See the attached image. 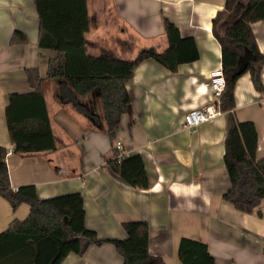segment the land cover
<instances>
[{"label": "crops", "instance_id": "obj_1", "mask_svg": "<svg viewBox=\"0 0 264 264\" xmlns=\"http://www.w3.org/2000/svg\"><path fill=\"white\" fill-rule=\"evenodd\" d=\"M225 0H86L89 28L85 51L93 56L133 59L141 50L163 51L168 43L163 16L182 36H191L198 58L175 71L152 58L140 61L125 82L130 97L126 113L112 132L106 131L99 92L80 99L81 111L62 102L58 80L43 79L55 149L20 155L13 151L5 107L11 92H28L26 70L44 78L51 50L37 43L38 17L33 0H0V145L13 189L31 184L40 198L78 192L83 197L85 225L101 239L125 238L123 223L148 225V253L165 264H183L178 257L182 237L205 243L216 264H264V199L252 212L236 209L222 195L230 185L223 161L228 113L220 111L195 131L183 126L190 109L216 101L209 82L221 68V47L212 33V19ZM258 49L264 53V20L251 23ZM15 30L25 43H10ZM264 85V64L261 69ZM233 116L250 121L257 132L256 158L264 156V94L249 72L233 89ZM126 154L141 156L149 180L134 187L109 166L115 141ZM29 205L12 209L0 195V232L14 218L24 219ZM114 245H90L84 254L68 253L62 264H122Z\"/></svg>", "mask_w": 264, "mask_h": 264}, {"label": "trees", "instance_id": "obj_2", "mask_svg": "<svg viewBox=\"0 0 264 264\" xmlns=\"http://www.w3.org/2000/svg\"><path fill=\"white\" fill-rule=\"evenodd\" d=\"M38 17L37 43L51 50L44 78L37 68L26 70L32 88L11 92L5 117L13 151L30 155L55 149V138L41 88L43 79L58 80L62 102L77 109L80 99L93 90L99 92L106 131L112 132L128 110L130 97L125 82L135 66L152 58L170 71L179 64L198 58L191 36H182L174 22L163 16L167 47L161 52L143 49L133 59L93 56L85 51L84 34L89 28L86 0H33ZM264 20V0H225L212 19V33L221 47L224 90L218 97L220 111L228 113L223 161L230 182L223 199L236 209L250 213L264 199V156L256 158L257 132L250 121H239L233 114V89L237 78L249 72L254 88L264 94L261 69L264 53L256 44L251 23ZM26 35L15 30L10 43H25ZM6 147L0 145V195L14 210L23 202L29 212L24 219L14 218L0 232V264H62L68 253L82 255L90 245L110 242L122 256V264H165L161 257L148 253V225L144 221L123 223L126 237L101 239L86 227L83 197L78 192L40 198L33 185L13 189L6 164ZM110 168L134 187L146 188L149 180L143 160L137 153L108 160ZM264 251V248H263ZM178 257L183 264H216L205 243L182 237Z\"/></svg>", "mask_w": 264, "mask_h": 264}, {"label": "built area", "instance_id": "obj_3", "mask_svg": "<svg viewBox=\"0 0 264 264\" xmlns=\"http://www.w3.org/2000/svg\"><path fill=\"white\" fill-rule=\"evenodd\" d=\"M209 86L216 101L192 108L183 115V126L189 131H195L201 122L214 117L220 112L218 97L225 87V80L221 68L211 72ZM114 148L113 157L119 159L126 154L121 141H115Z\"/></svg>", "mask_w": 264, "mask_h": 264}]
</instances>
